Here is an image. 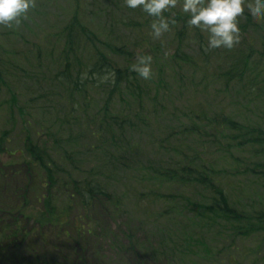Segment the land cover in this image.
Masks as SVG:
<instances>
[{
	"label": "trees",
	"instance_id": "trees-1",
	"mask_svg": "<svg viewBox=\"0 0 264 264\" xmlns=\"http://www.w3.org/2000/svg\"><path fill=\"white\" fill-rule=\"evenodd\" d=\"M77 13L53 40L0 45V264H51L38 249L55 245L51 235H69L74 210L115 218L129 207L147 224L169 220L182 234L171 257L209 261L215 248V259L225 252L229 262L232 245L239 253L251 242L252 264H264L263 49L240 32L231 50H205L207 38L179 11L164 13L176 23L162 45L141 29L155 19L142 10L136 20L110 23L133 32L130 43L112 29L96 34ZM145 54L152 57L147 80L131 70ZM178 81L191 91L186 104L173 101ZM201 81L204 89L233 88L239 104L199 102ZM92 226L84 233L97 231ZM75 232L82 239L81 225ZM14 249L31 257L19 262ZM159 254L165 261L162 248ZM144 257L135 258L162 261Z\"/></svg>",
	"mask_w": 264,
	"mask_h": 264
},
{
	"label": "rangeland",
	"instance_id": "rangeland-1",
	"mask_svg": "<svg viewBox=\"0 0 264 264\" xmlns=\"http://www.w3.org/2000/svg\"><path fill=\"white\" fill-rule=\"evenodd\" d=\"M33 4L34 6L29 9L27 14L19 17L17 21L13 22L11 27L0 25V45L3 51L16 46L22 47L23 44H25L24 47L31 44H40L45 37L53 40V35L68 22L75 12H78L77 14L84 25L90 26L89 28L96 34L106 36L109 34V30L112 29L118 39H123L130 43L135 38L134 33L130 32L126 27L120 29V26L117 28L110 23L116 20L118 23L136 20V18H139V11L141 10L140 8H128L124 0H33ZM175 11L180 12L179 3L175 9L169 10V13ZM238 27L240 32L249 35V41L252 43L254 50L259 51L262 49L264 20L256 21L252 19L247 15L246 9L245 14L238 18ZM141 29L145 33L150 34V23H144ZM202 35L205 39L207 38L206 32L202 33ZM154 39L156 43L162 45L166 44L168 40L170 41L171 37L162 33L159 38L153 37L152 40ZM194 50V47H189V52L196 56V51ZM2 56L10 58L13 54L11 52L5 53V55L2 53ZM200 79L201 77L197 76L195 82H199ZM178 82L172 88L173 101L175 104H186L189 97H191V91L188 85L183 88L182 83ZM200 83L196 85V88L200 90L198 92L199 102L210 104L211 106H216L217 104H239L240 97L233 88L229 91L223 90L220 86H210V88L204 89L205 83L203 81ZM255 104L261 103L256 102ZM260 108L258 106V109ZM160 123L163 125L164 121H160ZM92 220L96 223H89ZM80 225L82 227V239L77 241L75 227ZM92 225L97 231L93 228V234L84 233V230L93 227ZM170 226L169 220L163 221L158 228L147 224L140 219L134 207H129L123 214L115 218H108L100 212H95L91 217L83 218L80 211L74 210L64 226L69 235L64 237L63 241L61 238L52 239L53 236L51 235L49 241L55 245H50V249L41 247L38 251L49 252L48 258L53 259L51 264H65L64 261H61L64 256L71 257V259L82 257L86 264H252V256L250 255L251 242L241 245L242 248L239 253L234 252L235 245H232L226 251V255L228 254L231 257L229 262L226 261L225 252L219 259L220 261L216 260L214 257L215 248L206 253L210 258L209 261H204L193 255H191L193 257L191 259L178 252L171 257L168 248L182 234L179 235V233L171 231L172 229H169ZM49 233L52 232L49 231ZM127 234H131V238L126 237ZM129 242L133 244L134 251L128 249ZM201 242H204V240H201ZM71 248H74V254L71 253ZM160 248L163 249L164 253L166 252L165 261L162 258L163 254H159V258L155 256L160 251ZM10 253H16L19 262L31 257V254L23 249L20 251V256L16 249L11 250ZM145 254V259L154 258L162 261L140 263L143 261L142 258L139 260L135 258Z\"/></svg>",
	"mask_w": 264,
	"mask_h": 264
},
{
	"label": "clouds",
	"instance_id": "clouds-1",
	"mask_svg": "<svg viewBox=\"0 0 264 264\" xmlns=\"http://www.w3.org/2000/svg\"><path fill=\"white\" fill-rule=\"evenodd\" d=\"M131 9L140 8L155 19L151 23L150 35L159 38L169 30L175 19L165 17L164 13L180 5V12L188 17L189 27L207 33L205 50L224 48L231 50L240 38L238 18L245 14L256 21L264 20V0H124ZM33 0H0V25L11 27L19 17L27 14L33 7ZM150 55H137L131 70L139 77L151 78Z\"/></svg>",
	"mask_w": 264,
	"mask_h": 264
},
{
	"label": "water",
	"instance_id": "water-1",
	"mask_svg": "<svg viewBox=\"0 0 264 264\" xmlns=\"http://www.w3.org/2000/svg\"><path fill=\"white\" fill-rule=\"evenodd\" d=\"M262 47H263V51H264V39H263Z\"/></svg>",
	"mask_w": 264,
	"mask_h": 264
}]
</instances>
